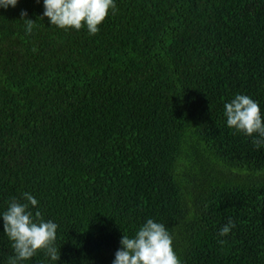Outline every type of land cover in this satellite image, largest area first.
<instances>
[{"label": "trees", "instance_id": "1", "mask_svg": "<svg viewBox=\"0 0 264 264\" xmlns=\"http://www.w3.org/2000/svg\"><path fill=\"white\" fill-rule=\"evenodd\" d=\"M114 4L95 35L0 8V216L27 192L58 225V261L18 264H112L148 219L181 264H264V145L224 115L242 94L264 120V0Z\"/></svg>", "mask_w": 264, "mask_h": 264}, {"label": "clouds", "instance_id": "2", "mask_svg": "<svg viewBox=\"0 0 264 264\" xmlns=\"http://www.w3.org/2000/svg\"><path fill=\"white\" fill-rule=\"evenodd\" d=\"M17 2L18 0H0V8L15 7ZM43 5V16L48 18L51 25L61 29L80 30L86 24L90 35L99 32L98 25L108 16L109 9L115 11L114 0H43ZM20 16L24 19L27 12L22 10ZM25 20L26 34H30L35 22ZM224 110L229 128L253 137L256 148L264 145V120L256 101L248 95L237 94L224 104ZM23 197L27 203H20L13 198L0 216L4 233L12 241L15 252L9 264L28 260L39 250H45L53 261H58L59 249L55 247L58 225L51 220L45 221L40 211L33 213L29 210L30 205L33 208L38 206V201L30 193H23ZM234 227V222L229 219L218 235L227 236ZM218 242L221 245L226 243L225 240ZM172 244L173 238L166 227L148 219L133 238L122 236L121 248L116 251L112 264H181Z\"/></svg>", "mask_w": 264, "mask_h": 264}]
</instances>
